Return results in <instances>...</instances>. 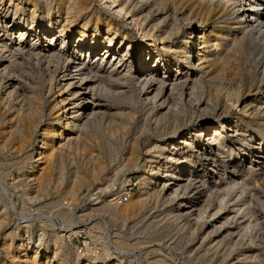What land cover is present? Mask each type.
<instances>
[{
    "label": "bare ground",
    "instance_id": "1",
    "mask_svg": "<svg viewBox=\"0 0 264 264\" xmlns=\"http://www.w3.org/2000/svg\"><path fill=\"white\" fill-rule=\"evenodd\" d=\"M8 1L15 12L19 11V5ZM24 1L31 7L29 23L19 25L7 21L8 11L0 0V90L5 103L7 100L13 107L10 130L4 137L14 140L20 151L29 149L31 139L38 135L21 181L31 179L42 164L44 176L41 174L37 181L42 184L50 170L58 169L60 183L64 178L60 156L64 148L79 143L81 133L94 122L103 118L114 122L119 116L123 119L128 115L123 113L128 105L147 104L149 112L158 115V136L165 137L156 152L166 156L164 161L153 168L151 160L147 167L151 148L136 159L135 146L131 145L123 167L132 166V172L140 173L139 190L128 194L129 202L123 207L93 202L90 211L114 224H125L145 211L149 203L162 205L167 208V217L187 224L190 237L199 234L202 243L209 239L212 248L226 246L229 264H264L263 233L261 240L246 242L237 226L229 228L232 220L226 219L227 214L224 218L219 214L224 197L218 196L219 189L233 191L237 181L264 173V78L260 74L263 88L253 92L252 72L243 65V56H238L255 42L264 47V0ZM232 1L235 7H231ZM36 2L45 9L42 21L35 18L39 11ZM208 19H213L210 31L203 21ZM53 26L59 27L57 33ZM73 26L75 34L68 31ZM57 42L60 47L51 48ZM184 91L188 111L184 105L173 103L174 96L180 99ZM185 114L188 122L182 118ZM114 145L108 146L110 155L115 153ZM207 156L218 158L212 161L213 175L203 163ZM96 160L87 166L86 175L78 169L73 171L68 188L60 184L64 198L73 199L77 190L97 182L105 165ZM242 204V212H238L241 208L236 212L250 217L246 203ZM7 210L10 207L1 202L0 224L6 223ZM61 212L59 230L54 229L45 239L41 230L35 232L38 244L32 241L33 231L15 243L4 239L0 263L69 264L71 256L64 240L70 241L78 230L75 225L66 226L73 217ZM239 225L249 226L245 222ZM259 226L262 231L263 226ZM84 248L83 255L73 258L74 264H105L111 258L109 248H104L100 257L96 250ZM115 261L131 264L123 262L121 256Z\"/></svg>",
    "mask_w": 264,
    "mask_h": 264
},
{
    "label": "rangeland",
    "instance_id": "2",
    "mask_svg": "<svg viewBox=\"0 0 264 264\" xmlns=\"http://www.w3.org/2000/svg\"><path fill=\"white\" fill-rule=\"evenodd\" d=\"M7 2L9 3L8 0H3L2 6H4V8L8 11L6 18L8 22L10 21L13 24H17V22H19V25L29 23V13L31 7L27 6L24 0H20L19 2L17 0L12 1L13 4L16 3L17 5H19V11H17L18 13L15 12L14 6H9ZM37 4L39 6V11L37 12L35 18H37L38 21H42L46 18L45 9L43 8L41 3L36 2V5ZM231 7H235V4L233 3ZM12 13H14L15 16H13ZM212 20L213 19H208L207 21L203 20L206 24L207 31H210L213 27L211 26L213 25ZM180 21L181 19L178 22L179 24L182 23V21ZM74 27L75 26L71 27L68 31L73 33L75 30ZM53 29L54 32L57 33L59 27L53 26ZM30 40L31 38L28 39V41ZM86 43H89V40H86ZM123 46L125 47L126 45ZM59 47L60 45L58 42L56 44L52 43L51 45V48ZM195 47L196 46H194L192 49H194ZM263 51L264 47L261 46L259 42H255L251 47L243 48L242 54L238 53L239 57L243 56L244 58L242 63L244 62L243 65L245 66V68L249 69L252 72L253 86L251 90H253V92L257 89L260 90L263 88V84L260 85L259 82V79L261 77L260 74H263L264 78ZM115 56L116 58H118V60L121 58L119 52H117ZM37 88L39 90L41 89V87ZM245 90L247 91V89H244V93L246 92ZM55 91L56 90H54V93H56ZM183 93L184 94L180 96V99L176 96V94L174 96L173 103L179 104V106L184 105L187 108L186 111H188V99L185 97V94L187 92L184 91ZM2 96L5 97L2 90H0V146L3 147H0V205L2 202L3 205L6 204L8 207H10V210L6 211V213L8 214L6 223L0 224V247L4 239H7L8 241L12 240L15 243L21 240L23 236V238H25V234L28 231L34 232L32 234V241H34V243L37 242L35 233L36 231L41 230L44 234V239L47 238L46 236H49L52 231L59 230V227L61 225L59 213H62L61 211H65L73 217L72 222H70L71 224H66V226L68 227L70 225H75L77 226L76 231L78 230V234L72 237L70 241L64 240L68 252L71 256L69 264H74L73 262L76 254H84L83 250H85L84 247L86 246H88L90 249L92 248L90 250L91 252H93L92 250H96L95 253L98 257L103 256L102 253H104V248H109V255H111V258L105 261V264H114L116 262L115 257L117 256H121L123 262L129 261L131 264H229L228 261L230 258L227 257V254L225 252V249H227L226 246L221 249L212 248L209 239H205V241L202 243V239L199 234L195 235L193 238L190 237V234H188L190 233V231L187 224H184L185 222L175 220V218L171 220L170 217L172 216L167 217V208L162 205L154 207L153 204L149 203L147 209L145 210L146 212L143 211L138 217L129 219L125 224H114L102 214L90 211V209L93 208L92 203L89 204L85 201V193H89L94 189H102L103 187L106 188V186L111 183L114 184L115 188H117V186H130V195L135 194L139 190V187L141 185L140 183L142 181L140 173L132 172V170L134 169V167L132 166L123 167V163H125L127 159L126 152L130 150L131 145L135 146V158L137 157L138 159H140L145 153L146 150L144 151V149L148 150V148H151V154L149 153L148 156V159L150 160L147 159L148 162L145 164V166L147 167L148 165H150L149 162H151V164L154 162L152 164V167L154 168L157 165V162L164 161L163 158H165L166 156L163 157L156 152H158L157 148L159 147V145L162 144L160 141H162V139H164L165 137L162 138L161 136H158L159 129H156L155 127V119L158 118V115L151 114L152 112H149L150 107L147 106V104H134L133 106L128 105L129 107H126L127 110L123 111V113H127L128 115H124L123 119H121V116H119L120 118L117 117V119H115L117 123L116 121L113 122V119L111 118H103L101 120H98L97 122H94V125L85 129V131L81 133L82 135H80V138L78 140L79 143L76 142L75 144L72 143L70 146H67L68 149L64 148L61 151V154L59 152H55V155L56 153H58L63 157V182L60 181V183H57V180L59 179V175L57 174L59 171L58 169H53L48 172L49 175L46 177L45 181L43 180V183H45L44 185H42L43 183H40L42 181H37L40 180L42 175L44 176V173L42 174V164H38V170L34 171L31 174L32 178L29 179L30 181L28 179L23 180L25 181V183L21 181V174L26 171V169L30 165L29 163H31L30 156L33 155V146L38 143V135L36 134L31 139L32 145L30 146V148L28 147L29 149L20 151L17 149V146L15 144L16 142L14 140L12 141L8 139V141L7 139H5L4 136L6 132L10 130L9 126L11 125V121L9 122V120L13 114V107L9 101L6 100L5 103V98H3ZM10 109L12 110V112ZM163 112L165 111L163 110L162 113ZM58 114L59 113H57V115ZM168 118L170 119V115ZM182 118L187 120L186 122H188L189 116L188 114H185V116H182ZM203 126L204 125H202V127ZM193 128L195 127H192L191 129ZM195 129H197L195 131L199 130L198 127ZM200 134L201 133H199V135ZM194 135L196 136L198 135V133ZM3 143L4 145H7L4 147V145H2ZM57 143H59V141L55 144ZM110 144H115L114 149L116 148L115 153L111 155V150L108 147L110 146ZM6 147H8V149ZM9 147L13 148L14 150H11ZM15 149L18 151H15ZM57 157L56 160L58 162L59 158ZM99 157H101V161ZM91 159H97L96 161L103 162L102 164L105 165L99 174L97 182L91 183V185H89L87 188L83 187L77 190V194L75 193L76 195H73L74 198L72 197L73 199H69L67 197L64 198L63 190L70 186V179L73 178H71L73 171L75 172V170L78 169L77 171H79L83 175H86L87 168L91 167L90 162H94ZM151 160H153V162ZM213 160L217 161L218 158L207 156L203 159L204 165L208 167V171H210L212 175L215 174L216 171L213 168ZM186 162L189 163V161ZM84 163H86L87 165ZM141 164H143V162H141L140 165ZM82 169L84 172L82 171ZM146 169L147 168H145V170ZM261 174L250 177L244 182L237 181L233 191L229 192L224 188L218 190V196L221 198L224 197L222 198V209L219 214H223V216H221L223 218L225 217V214H227L226 219L232 220V225H230L229 228H232V226H237L236 230L240 229L238 231L243 234V238L246 242L261 240V233H263L262 236L264 235V173ZM260 176H262V178H260ZM221 183L222 182H220V184ZM60 184L64 189L60 187ZM238 188L240 189V191ZM203 191L205 192V190H202V192ZM219 192L223 194L221 195ZM128 202L122 201L118 205L120 207H123V205H126V203ZM242 202H244V204L246 203L245 206L248 207L247 209L248 212H250V217H248L249 215L246 217L240 215L243 209L242 206L240 207V205H243ZM99 203L103 205L109 204L108 202ZM234 204L239 205V207L236 208ZM238 209H240V211H238L240 213L236 212V210ZM254 220L259 222H255ZM73 222L74 224H72ZM242 222H245L246 225L249 224V226L247 228H244V226L239 225ZM255 224H261L263 226H261L263 230L260 231V226H254ZM53 225L55 228L53 227ZM183 225L186 226L182 227ZM100 229L103 232H99ZM91 235H93L94 237H91ZM96 235L99 239L95 238ZM99 236L101 237V239ZM104 237H106V239ZM41 243L44 244V240ZM227 243L228 242L226 241L225 245H228ZM157 261H159V263Z\"/></svg>",
    "mask_w": 264,
    "mask_h": 264
},
{
    "label": "built area",
    "instance_id": "3",
    "mask_svg": "<svg viewBox=\"0 0 264 264\" xmlns=\"http://www.w3.org/2000/svg\"><path fill=\"white\" fill-rule=\"evenodd\" d=\"M131 187L129 186H117L114 187V184L109 183L106 188L94 189L89 193H85V201L87 203L93 202H108L110 204H120L122 201H126L128 194H130L129 190Z\"/></svg>",
    "mask_w": 264,
    "mask_h": 264
}]
</instances>
